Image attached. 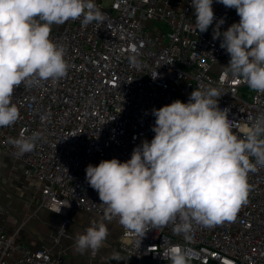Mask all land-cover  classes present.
Listing matches in <instances>:
<instances>
[{"label":"built area","instance_id":"1","mask_svg":"<svg viewBox=\"0 0 264 264\" xmlns=\"http://www.w3.org/2000/svg\"><path fill=\"white\" fill-rule=\"evenodd\" d=\"M105 1L95 0L102 21L81 18L52 27L50 39L64 48L67 74L56 82L22 83L12 97L19 118L0 127V151L22 160L25 174L39 182L40 206L61 209L60 234L71 223V210L105 214L85 169L130 159L134 147L154 136L153 108L176 99L187 103L199 86L219 90L218 107L229 110L238 138L264 118V93L253 90L249 99L240 93L247 83L229 74V55L213 39L221 19V32L239 21L235 9L213 0L216 20L200 33L190 0ZM18 138H32L34 149L20 153L13 143ZM248 184L235 220L212 227L190 220L188 233L176 231L184 222L179 214L162 226L148 224L144 236L110 217L121 229L125 264H171L177 251L187 264H264V166L249 172ZM3 210L0 205V216ZM0 264L75 263L51 246H29L0 219Z\"/></svg>","mask_w":264,"mask_h":264},{"label":"clouds","instance_id":"2","mask_svg":"<svg viewBox=\"0 0 264 264\" xmlns=\"http://www.w3.org/2000/svg\"><path fill=\"white\" fill-rule=\"evenodd\" d=\"M216 2L235 9L240 18L223 32L221 19L213 34L230 56L229 74L264 93V0ZM190 4L199 32H206L216 20L213 0ZM81 18L85 24L103 20L95 0H0V127L18 120L12 97L22 83L56 82L67 74L64 48L50 33L54 25ZM219 97L217 88L198 86L187 103L176 99L153 108L154 136L134 147L130 159L112 158L86 167L85 179L97 191L106 218L119 217L125 229L140 236L148 224L165 225L177 214L184 222L176 231L183 233L191 230L190 220L205 227L235 220L246 203L249 172L264 166V118L238 138L229 110L218 107ZM13 143L20 153L35 147L32 138ZM108 236L107 225L92 220L77 234L74 247L81 253L95 252ZM170 259L171 264H187L182 251Z\"/></svg>","mask_w":264,"mask_h":264},{"label":"crops","instance_id":"3","mask_svg":"<svg viewBox=\"0 0 264 264\" xmlns=\"http://www.w3.org/2000/svg\"><path fill=\"white\" fill-rule=\"evenodd\" d=\"M39 195V182L25 174L24 162L0 151V205L4 207L0 219L6 231L15 233L31 247L46 245L63 251L75 264H125V253L118 247L121 229L116 223L104 222L112 232L103 247L96 251V256H92V251L78 252L74 240L77 234L85 231L84 228L69 225L65 233L60 234L59 215L41 207ZM70 214L74 216L78 212L71 210ZM84 225L87 228L90 223Z\"/></svg>","mask_w":264,"mask_h":264},{"label":"rangeland","instance_id":"4","mask_svg":"<svg viewBox=\"0 0 264 264\" xmlns=\"http://www.w3.org/2000/svg\"><path fill=\"white\" fill-rule=\"evenodd\" d=\"M112 0H106L105 2L106 3H111ZM148 24L150 25H154V26H163V24H153L151 23L150 21L147 22ZM153 26V27H154ZM253 91V89L249 88L248 85L247 86H244L240 89V93L246 98V99H249L251 96V92ZM35 196L37 197V194H35ZM78 212V215H72L69 213V217L71 219V223L69 224L70 227H74V225H80L82 226V228H84V230H86V226L87 225H84L85 223H90V221L92 220H98V221H110V222H113L115 223L110 217L109 218H106L105 217V214H98V213H87V212H84L82 210H77ZM108 227V226H107ZM109 229V236L111 235V232L112 230L108 227ZM111 231V232H110ZM71 235V234H70ZM108 240V239H107ZM69 244H71V241L69 242Z\"/></svg>","mask_w":264,"mask_h":264},{"label":"water","instance_id":"5","mask_svg":"<svg viewBox=\"0 0 264 264\" xmlns=\"http://www.w3.org/2000/svg\"><path fill=\"white\" fill-rule=\"evenodd\" d=\"M229 58H230V56H229Z\"/></svg>","mask_w":264,"mask_h":264}]
</instances>
